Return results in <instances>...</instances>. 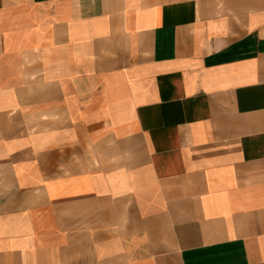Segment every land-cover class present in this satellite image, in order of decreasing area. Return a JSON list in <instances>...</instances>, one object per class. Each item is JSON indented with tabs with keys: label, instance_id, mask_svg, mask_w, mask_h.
Segmentation results:
<instances>
[{
	"label": "crops",
	"instance_id": "1",
	"mask_svg": "<svg viewBox=\"0 0 264 264\" xmlns=\"http://www.w3.org/2000/svg\"><path fill=\"white\" fill-rule=\"evenodd\" d=\"M0 264H264V0H0Z\"/></svg>",
	"mask_w": 264,
	"mask_h": 264
}]
</instances>
